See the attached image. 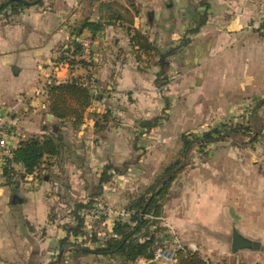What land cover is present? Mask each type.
<instances>
[{
	"label": "crops",
	"instance_id": "obj_1",
	"mask_svg": "<svg viewBox=\"0 0 264 264\" xmlns=\"http://www.w3.org/2000/svg\"><path fill=\"white\" fill-rule=\"evenodd\" d=\"M101 1L112 3L109 13L99 9L98 2L43 0L41 6L24 9L9 18L0 15V107L10 113L19 141L31 136L41 137L55 122L53 116L47 113V102L34 95L48 78L57 83L77 80L93 84L97 88L95 95L101 97L108 94L129 96L135 103H140L133 109L136 111L140 106H143V112H152L156 106H161L156 98L161 97V93L155 86V80L163 67L158 57L149 67L145 66V62L138 64L129 47L127 27L145 34L161 54L178 47L173 55L166 58L171 74L180 64L185 66L181 71L184 77L192 80L194 78L190 76L199 74V77H195L199 78L198 81L207 72L208 63L223 64L224 72L230 66L235 71L240 63L238 58L228 62L227 57L217 56L214 59L211 55L215 50L221 51V46L225 45V49L236 53L249 30L255 32L259 29L257 35L264 33V25L259 27L257 22L250 24L257 15L264 14V0H196L203 3L175 4L167 8L170 19L166 18L167 13L148 11L147 0ZM113 13L119 17L117 20L111 19L109 25L100 19ZM143 13L152 17L144 24L145 31L139 27ZM85 19L102 22V29L94 35L83 30L81 34L71 36V29ZM203 19L204 24L198 27ZM195 29L197 32L193 33ZM178 31L183 32V37L178 42L180 45H175L172 42L178 41ZM190 35L192 42L185 38ZM85 39L90 42L87 61L77 62L72 67L55 65L60 51H72L74 43L80 45L81 40ZM185 47L191 48V55L177 58L179 51ZM79 58L77 56L76 60L81 61ZM142 59L145 61V56ZM99 101L92 99L84 124L78 131L65 130L66 147L58 161L45 159L46 163L51 164L50 167L47 168L44 163L37 174L23 178L17 176L7 184L0 165V264H49L54 260L51 254H58L59 241L66 233L63 227L55 226V221L51 222L49 218L52 209L50 192L63 187L60 179L65 178L64 186L71 187L68 192L72 196L70 201L88 200L92 187L86 185V177H95L97 174L94 173L99 172L97 169L109 165V160H112L113 143L111 147L104 143L102 145L107 149L101 148L100 132L94 127L93 115L105 112L103 102ZM112 117L113 120L101 132L108 129L114 131L119 124L113 122L118 119L124 128L130 114L121 108L118 109L117 119L113 113ZM118 144L122 146L124 142ZM15 169L21 173L18 167ZM181 191L183 193L180 196L177 193L176 197H179L178 203L181 204L179 214L187 221L186 231L211 262L214 257L223 254L227 238H230L231 247L234 232L252 243L249 237L240 232V227L251 224L262 233L263 241H257L255 249H239V252L243 250L240 252V264H264V221L260 222L262 226L259 227L258 223H252V219H242L241 210H226L225 194L220 184L206 182L202 186H193V189L186 186ZM105 195L103 190L104 198ZM238 203L240 207L241 202ZM168 216V222L172 221L175 212L169 210ZM115 219L110 217L105 220L107 232H111ZM101 234L104 236L105 233ZM77 240L71 241L78 243ZM101 244L100 241L95 244L89 242L88 245L93 249ZM188 247L195 249L193 243Z\"/></svg>",
	"mask_w": 264,
	"mask_h": 264
},
{
	"label": "rangeland",
	"instance_id": "obj_2",
	"mask_svg": "<svg viewBox=\"0 0 264 264\" xmlns=\"http://www.w3.org/2000/svg\"><path fill=\"white\" fill-rule=\"evenodd\" d=\"M187 3L196 5L203 1L147 0V10L167 13L166 18L170 19L168 7L175 4L184 6ZM141 18L143 20L139 27L145 31L144 24L146 25L152 17L143 13ZM254 20L250 21V24L257 22L259 27L264 25V14L260 13ZM183 28L186 29L187 26ZM257 31L259 29L255 32L249 30L236 53L228 48L225 49V45H222L221 51L215 50L211 55L214 59L217 56L227 57V62L240 59L235 71L231 70L233 67L230 66L231 68H227L224 72L223 64L208 63V70L200 81H198L199 78H195L199 77V74L190 76L194 78L190 80L189 77L187 79L182 75L181 71L185 66L180 64L171 74L169 64L166 63L167 59L162 64L163 70L155 80V86L161 93V97L156 98L161 106H156L152 112L146 110L143 112V106H140L137 111L133 110L140 103L138 101L135 103L136 101L129 96L108 94L97 98L100 103L105 99L102 102L104 110H110V121L113 120L112 113L117 119L118 109L121 108L126 109V113L130 114V119L124 124V128L121 127L118 119L117 122H113L119 124L114 131L109 129L104 132L99 131L101 148L107 149L102 145L104 143L110 147L113 143L112 160H109L110 163L108 162L109 165L106 164V166H111L115 170L107 172L109 177L102 184L101 190L98 189V181L106 166L103 165V169H101L103 166H100L97 169L99 172L94 173L97 174L95 177L93 175L86 177V185L92 187L90 196H93L92 193L96 195L94 197L96 211L90 212L88 218H85L83 228L85 237L78 239L79 242L75 245L85 242L84 245L89 247L88 239L93 234L100 242L103 239L101 233H107L105 222L110 217L112 219L120 217L127 221L128 216H120L118 213L143 195L167 166L178 161L181 169L169 186V194L162 202L160 217L156 220L150 218V221L155 222V226L142 229L139 236L147 231L151 233L155 227H159L160 230L156 233V237L160 249H177L179 246L189 248L188 245L193 243L195 245L193 251L208 261V264H240L242 259L240 252L243 250L233 251L230 247V238L225 241L223 254L214 257L212 262L200 251L197 241H192L191 234L186 231L187 221L179 214L178 207L181 204L178 203L179 197H176V194L180 196L183 193L182 188L186 186L193 189V186H202L206 182L214 185L220 184L225 194V209H233L235 212L241 210L242 219H252V223H258L259 227L262 226L260 222L264 221V104L256 105L264 99V33L257 35ZM177 36L178 41L172 42L175 45L181 41L183 32L178 31ZM191 36L188 38L185 36V38L192 42ZM190 50L191 48L188 49V47L182 48L177 58L183 59L191 55ZM88 58L89 53L86 58H79V60L87 61ZM55 65L59 67L63 64ZM82 83L89 86L91 92L95 94L97 90L95 85ZM154 119H157L158 125L151 130L145 131L139 127L140 121H153ZM214 128L221 133H227V136L203 148L194 144L188 151L183 152L184 139L193 140L194 137H201L204 132ZM234 128H236L235 132H231L230 130ZM118 142H124V144L119 146ZM65 180V178L60 179L63 187L50 192L51 214L55 215L54 225L59 228L63 227L64 223L72 222L67 216L69 215L68 207H71L74 201H70L72 196L68 192L71 191V187L70 185H67L68 188L64 186ZM103 190L106 194L105 198ZM238 202H241L240 207ZM169 210L172 213L175 212V218L170 222H168ZM62 222L64 223L61 224ZM256 229L257 226L246 224L240 227V232L249 237L252 243H258L263 241V237L262 233ZM56 253H52L51 258L56 259ZM59 264L160 263L143 259L126 262L118 256L78 255L67 248L62 253Z\"/></svg>",
	"mask_w": 264,
	"mask_h": 264
},
{
	"label": "trees",
	"instance_id": "obj_3",
	"mask_svg": "<svg viewBox=\"0 0 264 264\" xmlns=\"http://www.w3.org/2000/svg\"><path fill=\"white\" fill-rule=\"evenodd\" d=\"M88 4H94L98 2L99 9L106 10L108 13L112 7V3L103 2L101 0H83ZM43 0H1L0 1V15L5 18H9L13 15L19 14L24 9L31 8L33 6H41ZM102 11V10H101ZM102 17V16H101ZM119 17V16H118ZM116 13L107 15L104 19L105 24H111V19H118ZM204 19L199 23L198 27L204 24ZM102 22H89L87 19L81 21L77 27L71 29V36L79 35L83 30H88L92 35L99 32L103 25ZM131 25V23H129ZM197 32V29L193 30V33ZM127 36L129 38L130 50L138 62V64L145 62V66L149 67L153 64L155 57L159 58V64L163 62L169 56L175 53L178 48L167 50L161 54L156 45L149 42L148 37L137 29L127 27ZM70 52V53H69ZM81 55V47L79 44L74 43L72 51L69 49L60 51L55 63L66 64L68 67H72L77 62L76 57ZM142 56H145L143 61ZM91 88L84 85L77 80L68 81L65 83H58L52 85L48 89L47 96V113L53 116L55 119L54 124L49 131H46L41 137L31 136L19 141L18 148L15 150L14 156L2 165V174L6 178V183L10 184L11 180L17 176L25 177L26 175L37 174L40 171L41 166L45 163L47 168L51 164L46 163L45 159H59L64 151L65 130L78 131L84 124V120L87 115V109L92 105V98L90 97ZM264 104L262 99L256 106ZM110 110H105L102 114L93 115L94 127L97 131H103L106 128L107 123L110 121ZM158 125L157 119L153 121L143 120L139 122V127L145 131H149ZM236 128L231 129V132H235ZM227 133H221L218 129H213L204 132L201 137H194L193 140H185L183 142V152L189 150V148L195 144L201 148L220 141L225 138ZM58 161V160H57ZM180 164L178 161L167 166L163 172L154 181L153 185L146 189L143 195H140L135 199L126 209L123 211L125 215L129 217L127 221L120 217L114 220L111 232L104 234L101 240L102 244L98 247L90 249L85 242L75 245L78 238L85 237L83 233L85 218L90 212L96 211V201L93 196L86 201L74 202L69 208L68 216L71 223H64L63 229L66 236L59 241L58 254L56 259L54 258L49 264H59L60 257L65 249L73 250V253L78 255L94 254L104 257H122L126 262H135L138 259L145 261L154 260L155 252L158 248V238L156 233L160 230L159 227L151 232L140 235L142 229H149L150 226H155L154 221H150V218L156 220L160 217L162 212V202L165 201L169 194V186L174 181L176 174L179 172ZM15 167L21 170L19 173ZM46 170V169H45ZM115 170L111 166H106L101 173L98 181V189L101 190L102 184L108 179L107 172ZM122 174V173H120ZM100 214V213H99ZM51 222H54L55 215L50 214ZM74 241H71V240ZM88 241L91 244H95L98 241L95 234L90 235ZM71 248V249H70ZM170 264H208L200 255L185 247L179 246L175 251L174 261Z\"/></svg>",
	"mask_w": 264,
	"mask_h": 264
},
{
	"label": "built area",
	"instance_id": "obj_4",
	"mask_svg": "<svg viewBox=\"0 0 264 264\" xmlns=\"http://www.w3.org/2000/svg\"><path fill=\"white\" fill-rule=\"evenodd\" d=\"M80 41V40H79ZM81 55L80 58H86L90 50V42L88 40H81ZM61 64V63H60ZM66 65V64H63ZM58 84L52 78H48L45 83L38 88L34 95L35 97H41L45 101L48 96V89L52 85ZM19 139L17 133L13 128L11 115L8 111L0 107V165H4L8 160H10L18 148ZM120 216H124L125 212L122 210L118 213ZM176 249H157L154 256V261L160 264H170L174 261Z\"/></svg>",
	"mask_w": 264,
	"mask_h": 264
},
{
	"label": "water",
	"instance_id": "obj_5",
	"mask_svg": "<svg viewBox=\"0 0 264 264\" xmlns=\"http://www.w3.org/2000/svg\"><path fill=\"white\" fill-rule=\"evenodd\" d=\"M100 95H95L92 92L90 93V97L92 99H97L99 98ZM258 243H251L248 240L243 239L240 237L236 232L233 233L232 235V241H231V247L233 251L239 250V249H244V248H257Z\"/></svg>",
	"mask_w": 264,
	"mask_h": 264
}]
</instances>
